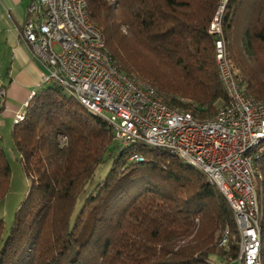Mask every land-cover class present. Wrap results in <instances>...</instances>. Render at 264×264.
<instances>
[{"label": "trees", "instance_id": "16d2710c", "mask_svg": "<svg viewBox=\"0 0 264 264\" xmlns=\"http://www.w3.org/2000/svg\"><path fill=\"white\" fill-rule=\"evenodd\" d=\"M221 1L86 5L124 74L206 121L230 102L209 28ZM222 27L238 83L264 102V0H225ZM8 86L4 79L0 90ZM35 92L23 117L13 118V148L31 184L11 225L0 218V264H236L232 249L240 234L233 209L202 171L169 150L119 142L107 121L56 83ZM260 167L264 264V155ZM11 172L0 134V201Z\"/></svg>", "mask_w": 264, "mask_h": 264}, {"label": "built area", "instance_id": "2783aa9c", "mask_svg": "<svg viewBox=\"0 0 264 264\" xmlns=\"http://www.w3.org/2000/svg\"><path fill=\"white\" fill-rule=\"evenodd\" d=\"M223 1L211 22L217 37L219 78L230 102L200 121L166 104L145 82L124 74L106 50L102 30L87 12L86 0H30L22 27L42 83H56L87 110L107 121L124 145L141 143L171 151L202 171L224 193L239 229L236 264H261L262 211L258 198L264 155V102L238 83L222 36ZM32 90L29 97L35 94ZM5 96L6 90L1 89ZM25 102L15 115H24ZM137 161L145 158L133 156ZM226 229L220 244H228Z\"/></svg>", "mask_w": 264, "mask_h": 264}, {"label": "rangeland", "instance_id": "374dc122", "mask_svg": "<svg viewBox=\"0 0 264 264\" xmlns=\"http://www.w3.org/2000/svg\"><path fill=\"white\" fill-rule=\"evenodd\" d=\"M223 1L225 0H222L220 2L218 7L216 8V11L213 17L215 16L216 12L219 10V7ZM19 3L20 5H19L18 12L20 15L16 13V16H17L18 24L20 26H24L27 19L29 18L28 7H27L29 0H21ZM223 13H224V9H223L222 15ZM213 17H212V20H213ZM211 22H210V26H211ZM221 26H222V19H221ZM4 30H5L4 24L0 20V83H2L4 79L6 81L8 80L7 79L8 77L6 76L7 71H10L14 77H17L20 73H22L20 72V70L23 65L19 59L18 52L15 50V45L13 46L11 44H8V46H6L4 42L2 41V37H3L2 32ZM222 36L225 40L223 27H222ZM37 65H38L37 67L39 69V72L42 73V70L44 68L40 64H37ZM20 75L18 79L23 80L24 79L22 76L23 74H20ZM47 85L49 84L42 83V82L39 85L33 84L30 86L29 90L39 91L42 88L46 87ZM65 92L67 95H71L69 91L65 90ZM13 125H14L13 117L5 115V110H3V112L0 114V134L2 136L3 145L5 148L8 162L10 163V166L12 169L10 185H9L7 196L2 201H0V218H3L5 220L7 227H9L11 223L13 222L16 209L19 203L24 199L28 191V188L31 184V180L23 172L19 153L13 148V142H12ZM149 147L151 149L154 148L153 146H149ZM110 164H111V159L108 160L105 166L108 167ZM232 257L236 262L238 261L239 247L232 249Z\"/></svg>", "mask_w": 264, "mask_h": 264}, {"label": "crops", "instance_id": "0c3cea01", "mask_svg": "<svg viewBox=\"0 0 264 264\" xmlns=\"http://www.w3.org/2000/svg\"><path fill=\"white\" fill-rule=\"evenodd\" d=\"M21 0H0V20L4 24L5 30L2 32V41L6 46L15 45L18 52L22 68L20 74H23V80L14 77L10 71L8 75L9 86L5 97V115L15 117L17 111L27 101L31 93L30 86L39 85L42 82V73L39 72L38 63L34 60L29 46L26 44L22 33V27L18 24L16 13L19 14V5ZM30 3V0H29ZM28 3V6H29ZM27 6V7H28ZM21 76V75H20Z\"/></svg>", "mask_w": 264, "mask_h": 264}]
</instances>
